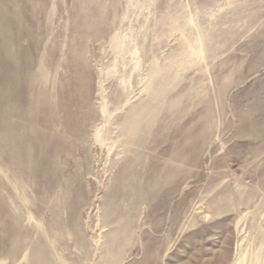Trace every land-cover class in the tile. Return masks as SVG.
Returning <instances> with one entry per match:
<instances>
[{
    "label": "rangeland",
    "instance_id": "rangeland-1",
    "mask_svg": "<svg viewBox=\"0 0 264 264\" xmlns=\"http://www.w3.org/2000/svg\"><path fill=\"white\" fill-rule=\"evenodd\" d=\"M0 264H264V0H0Z\"/></svg>",
    "mask_w": 264,
    "mask_h": 264
}]
</instances>
